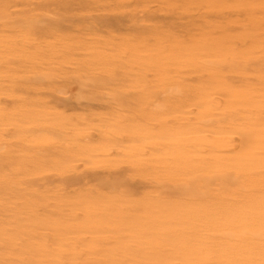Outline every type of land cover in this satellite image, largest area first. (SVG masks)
Wrapping results in <instances>:
<instances>
[{"label": "rangeland", "instance_id": "rangeland-1", "mask_svg": "<svg viewBox=\"0 0 264 264\" xmlns=\"http://www.w3.org/2000/svg\"><path fill=\"white\" fill-rule=\"evenodd\" d=\"M261 208L264 0H0V264H261Z\"/></svg>", "mask_w": 264, "mask_h": 264}, {"label": "bare ground", "instance_id": "bare-ground-1", "mask_svg": "<svg viewBox=\"0 0 264 264\" xmlns=\"http://www.w3.org/2000/svg\"><path fill=\"white\" fill-rule=\"evenodd\" d=\"M253 139L252 137H250V135L249 134H246L245 133V135H243L242 136V139ZM218 140V139H217ZM219 140H220V138H219ZM176 186V185H175ZM262 209V208H261ZM261 209L259 210V211H261ZM191 210L192 209H190V208H188V209H174V210H168V209H166L165 211H161V212H164V213H167V215H171V216H173V215H175L176 214V217L177 218H179V219H183V218H187L188 217V215H189V213L191 212ZM264 211V209H262V211L261 212H263ZM246 212V211H245ZM257 213H260V214H262L261 212H258V211H256ZM244 213V212H243ZM250 213H251V210H250ZM249 213V214H250ZM252 213H253V211H252ZM255 213V212H254ZM253 213V214H254ZM264 213V212H263ZM246 215H247V213H245ZM241 215V214H240ZM252 215V214H251ZM251 215L249 216V217H251ZM248 216H241L240 218L242 219V221L243 222H245V223H248V220H249V217ZM252 216H255V214L254 215H252ZM220 220V219H219ZM226 220V223H227V228H229L230 226L229 225H232V223H233V221H234V217L232 218H228V219H225ZM217 221V220H216ZM249 228V226L246 228V229H248ZM254 228V227H253ZM246 229H240L241 231V235H243V236H246ZM261 232V231H260ZM263 234V233H262ZM256 235V234H255ZM177 248V247H176ZM176 248H174V249H176ZM178 249V248H177ZM183 253V252H182ZM262 259V256L261 257H259V259H258V261H260ZM251 263H254V260L253 259H248V261H247V264H251ZM261 264H264V263H261Z\"/></svg>", "mask_w": 264, "mask_h": 264}]
</instances>
